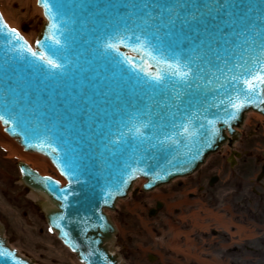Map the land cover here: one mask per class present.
Returning a JSON list of instances; mask_svg holds the SVG:
<instances>
[{
	"label": "water",
	"instance_id": "obj_1",
	"mask_svg": "<svg viewBox=\"0 0 264 264\" xmlns=\"http://www.w3.org/2000/svg\"><path fill=\"white\" fill-rule=\"evenodd\" d=\"M51 2L62 5L66 21L60 25L63 35L55 34L60 44L45 39L52 33L41 0L46 20L41 19V30L37 27L34 47L20 34L33 51L61 67L14 51L0 36L1 121L25 149L49 157L67 181L63 185L54 175L18 162L23 183L45 198L41 202L47 223L58 237L83 264H128L120 250L111 251L117 226L106 211L116 210L118 200L128 196L139 178L146 179L141 189L149 191L194 173L222 144H232L247 112L264 114V104L249 103L226 125L225 105L220 104L233 91L226 80L228 68L235 72L234 65L244 60L251 66L258 51L235 35L242 27L240 17L248 22L264 14V0H218L217 7L228 6L211 14L203 7L211 0H181L188 6L178 9L181 18L171 27L160 20L145 24V11L128 7L145 0ZM157 12L152 10L154 16ZM230 19L236 21L232 28L225 23ZM110 43L115 48H108ZM165 59L188 64L194 78L186 84L169 75L156 84L152 77L171 71ZM212 119L218 120L215 136L200 127H210L207 121ZM143 124L148 125L141 128L143 137L137 136L134 126ZM119 132L126 133L123 141ZM161 207L158 202L150 215ZM4 232L0 222V248L13 253L19 264H34L9 246ZM0 264L15 262L0 257Z\"/></svg>",
	"mask_w": 264,
	"mask_h": 264
},
{
	"label": "rangeland",
	"instance_id": "obj_2",
	"mask_svg": "<svg viewBox=\"0 0 264 264\" xmlns=\"http://www.w3.org/2000/svg\"><path fill=\"white\" fill-rule=\"evenodd\" d=\"M0 8L4 19L15 25L17 29L22 31L21 28L25 23L30 24L23 33L26 39L34 42L37 27L42 26L41 19H44L37 0H0ZM248 117V127L255 128L260 122L262 124L257 130L259 133H264V116L251 112ZM239 145L241 144L238 143L237 146ZM255 145L263 149L264 141H257ZM9 148L17 151L11 154ZM222 151L229 150L224 148ZM4 155H8L9 159L6 169H3L1 164ZM220 158L221 155L218 153L213 154L197 175L179 178L151 193L136 194L120 202L118 211L111 214L119 228L114 249L120 250L125 255L128 264H157L148 260L149 253L159 255L165 264H198L185 254L186 245L180 249L181 252L171 246L173 240L170 237L172 233L176 234L177 228L188 229L189 237H193L199 243L203 242L201 244L205 248L219 251L222 257H227L234 264H264V214L256 217V223L251 222L252 227L239 225L236 221L235 232L231 234L232 236L227 234L229 236H226V239L224 232L219 237H215L212 230L206 232L191 230V219L179 218L177 214H171L167 208L156 216L148 215V207L153 202V200L149 201L150 197L164 198L162 196L181 191L188 196L191 192H198L197 185L195 186L197 180L205 181V175L219 173V180L214 183L210 191L203 194L204 198L197 201L205 208L217 210L226 207L228 215L234 214L235 220L244 217V222L248 224L250 222L248 219H251L250 214L247 216L242 214L235 204V181L229 178L232 169L228 164L223 168L214 166ZM18 161H26L41 173L54 175L55 178L66 182L47 157L42 153L25 151L5 132L0 122V170L4 171L3 174L0 173V218L6 225V236L10 246L15 247L25 256L34 258L36 264H82L46 223L45 213L42 210L43 199L21 183ZM168 200L173 201V198ZM199 203L194 207L199 206ZM255 235L260 236L245 240L246 236ZM251 248L256 250L252 251Z\"/></svg>",
	"mask_w": 264,
	"mask_h": 264
},
{
	"label": "snow or ice",
	"instance_id": "obj_3",
	"mask_svg": "<svg viewBox=\"0 0 264 264\" xmlns=\"http://www.w3.org/2000/svg\"><path fill=\"white\" fill-rule=\"evenodd\" d=\"M218 0H211L209 3H205L203 7L207 9L208 13L219 11L220 7H227L228 5H219L217 7ZM42 6L45 8L49 19L50 25L49 30L52 33L50 37L45 39H52L54 42L59 45L60 40L56 39L55 34L59 32L63 35L64 29L60 27L61 24H66V21L63 18L62 5L60 3L53 4L51 0H41ZM188 5L181 2V0H174L173 3L159 4V3H148L147 0L140 4H131L128 7L136 8L142 11H145L147 19H144V23L147 24L152 20H160L161 25L164 27H171L175 25L176 19H180V12L178 9L187 7ZM195 7V5H193ZM55 9V11H54ZM158 9L157 15H153L152 10ZM199 11V8H197ZM167 15V20L165 21L164 16ZM228 15L231 17L232 13L229 12ZM59 19V23L57 20ZM191 19H196L195 15L191 16ZM240 24L242 27L238 32H235L237 37H244V44H247L249 48L253 50H258L257 54L251 57V66H248V60H244L243 64L236 63L234 65L236 71L233 72L232 68H228V73L226 74L227 83L231 85L232 92L227 96L225 100H221L220 104L225 105L224 112L225 117L222 122L224 124H230V122L236 119L237 113H239L243 108H245L249 103L256 104L259 106L264 104V14L260 15L256 19H252L246 22L245 16L240 17ZM226 25L230 28L236 23V21L228 20L225 21ZM235 31V29H233ZM159 31V28H157ZM0 36L3 37L4 41H7L8 44L14 45L13 50L17 52H28L32 57H36L40 60H46V62L54 68H60L61 65L56 63L51 57L45 55H40L37 51H33L31 46L28 45V42L20 34L16 28L9 27V25L4 21L2 14H0ZM117 40L120 37H116ZM136 39L139 41L141 38L138 36ZM146 39V38H145ZM19 42V43H18ZM0 44H3L0 41ZM37 44H40V41H37ZM108 48H115L114 44H108ZM247 51V49H245ZM144 55H153L151 51H144ZM167 69H171L170 72H162L154 77L152 80L156 84H161L165 81L167 76L177 77L184 83H189L191 79L194 78L193 70L188 64H182L179 59L175 62H169L168 60L162 61ZM224 87V85H221ZM234 110V111H230ZM207 111V109H205ZM199 118V117H198ZM5 119L4 115L0 114V120ZM205 119H207L205 117ZM7 122V121H6ZM217 119L208 120L207 124L210 127H206L204 124H201L200 127L205 128V131L210 134V136H215L218 134V129L215 127ZM192 123L191 119L188 120V125ZM147 124H143L135 127V134L137 136L143 137L141 131L142 127H147ZM184 128V131H188L187 125H181ZM132 131V129H129ZM126 133L119 132L118 140L123 141ZM117 140L112 141V143H117ZM164 143V141H160ZM58 184L59 182H54ZM51 190V189H50ZM61 191H64L61 189ZM111 195V193H109ZM67 199V197H63ZM60 199V197H57ZM60 220L64 217H60ZM57 227H60V224L57 222ZM67 236L68 234L65 233ZM0 257L11 259L15 264H19V261H16L15 256L10 251L0 248Z\"/></svg>",
	"mask_w": 264,
	"mask_h": 264
},
{
	"label": "flooded vegetation",
	"instance_id": "obj_4",
	"mask_svg": "<svg viewBox=\"0 0 264 264\" xmlns=\"http://www.w3.org/2000/svg\"><path fill=\"white\" fill-rule=\"evenodd\" d=\"M248 124L241 131L239 141L241 145L238 149L235 148L234 151L233 148H229V151H224L222 154L225 156L223 159L226 163L234 165L233 176L238 207L254 216L264 213V148L259 149L255 145L257 141H264V133H259L257 130L262 123L256 124L255 128L248 127ZM242 145L246 146L242 147ZM5 160L7 157L3 156L1 162L3 163ZM218 163H215L214 166ZM211 178L212 175L204 176L207 184ZM205 181L197 180L195 183L201 192L206 191L202 184Z\"/></svg>",
	"mask_w": 264,
	"mask_h": 264
},
{
	"label": "crops",
	"instance_id": "obj_5",
	"mask_svg": "<svg viewBox=\"0 0 264 264\" xmlns=\"http://www.w3.org/2000/svg\"><path fill=\"white\" fill-rule=\"evenodd\" d=\"M197 201L196 199H189L184 197L183 199L178 200L177 202L169 203L167 208L170 212L179 211V217L184 219H191L192 221V230H208L213 226H216L217 228H228L230 225H233V220L230 221L225 217L224 214H219L218 212L211 210V209H204L201 208H194L192 207L191 210L188 212L184 211L185 207L196 205ZM205 211V215H202L201 213ZM182 235H185L187 238V247H190L191 244H189V240H191V237H189L188 233H185L181 230H178V233H176L175 240L173 241L174 248L177 249V251L181 252L180 249H183L185 247L184 244H182ZM172 247V248H173ZM186 247V252L190 254L192 258H194L196 261H198L199 264H233L229 259L221 257L219 254H211L206 255L203 253L201 248L196 247L195 245L192 246V250L190 248ZM185 252V253H186Z\"/></svg>",
	"mask_w": 264,
	"mask_h": 264
},
{
	"label": "bare ground",
	"instance_id": "obj_6",
	"mask_svg": "<svg viewBox=\"0 0 264 264\" xmlns=\"http://www.w3.org/2000/svg\"><path fill=\"white\" fill-rule=\"evenodd\" d=\"M9 150L11 151V154H14L17 151L16 149H12V148H9Z\"/></svg>",
	"mask_w": 264,
	"mask_h": 264
}]
</instances>
